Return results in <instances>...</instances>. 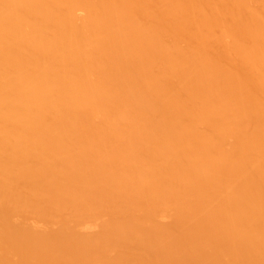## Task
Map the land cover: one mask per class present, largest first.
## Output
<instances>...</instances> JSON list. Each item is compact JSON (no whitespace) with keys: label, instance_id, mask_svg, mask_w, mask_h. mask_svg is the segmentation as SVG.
<instances>
[{"label":"bare ground","instance_id":"obj_1","mask_svg":"<svg viewBox=\"0 0 264 264\" xmlns=\"http://www.w3.org/2000/svg\"><path fill=\"white\" fill-rule=\"evenodd\" d=\"M0 264H264V0H0Z\"/></svg>","mask_w":264,"mask_h":264}]
</instances>
